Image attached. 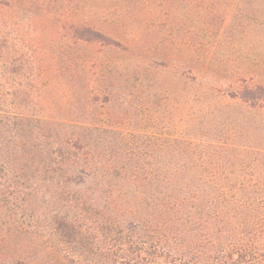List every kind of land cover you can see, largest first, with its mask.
<instances>
[{
	"label": "trees",
	"instance_id": "1",
	"mask_svg": "<svg viewBox=\"0 0 264 264\" xmlns=\"http://www.w3.org/2000/svg\"><path fill=\"white\" fill-rule=\"evenodd\" d=\"M202 2L230 5L240 11L239 22L264 29V0ZM74 38L120 44L87 26L76 28ZM206 46L190 45L185 57H175L190 84L179 134L142 135L136 144V133L110 123L29 121V139L20 143L30 144L39 196L70 204L54 231L74 260L264 264V62L252 59L220 81L212 63L217 43ZM129 75L125 83L136 90L141 79ZM94 84L97 100L105 85ZM0 264L30 263L2 254Z\"/></svg>",
	"mask_w": 264,
	"mask_h": 264
},
{
	"label": "rangeland",
	"instance_id": "2",
	"mask_svg": "<svg viewBox=\"0 0 264 264\" xmlns=\"http://www.w3.org/2000/svg\"><path fill=\"white\" fill-rule=\"evenodd\" d=\"M239 12L202 0H0V257L83 264L54 231L70 204L37 191L30 144L20 143L29 139V121L110 123L136 133V144L142 135L179 134L190 84L186 65L178 71V53L217 43L212 63L220 81L252 59L264 62V29L239 22ZM82 26L104 31L119 46L75 39ZM129 74L141 79L136 90ZM95 82L105 89L92 100Z\"/></svg>",
	"mask_w": 264,
	"mask_h": 264
}]
</instances>
